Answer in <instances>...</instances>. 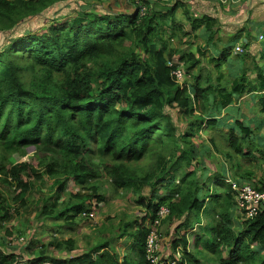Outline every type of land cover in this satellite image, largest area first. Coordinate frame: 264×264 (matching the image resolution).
<instances>
[{
    "label": "trees",
    "instance_id": "1",
    "mask_svg": "<svg viewBox=\"0 0 264 264\" xmlns=\"http://www.w3.org/2000/svg\"><path fill=\"white\" fill-rule=\"evenodd\" d=\"M59 1L0 0V32L11 31ZM139 2L126 12L89 13L83 7L72 19L49 23L45 30L12 35L0 48V183L13 189L16 203H5L0 193V227L13 215L11 210L27 205L24 196L44 175L58 180L55 191L60 194L70 180L78 192L67 199L58 197L56 204L44 198L37 219H63L62 227L73 229L75 216L93 217L86 202L94 198L101 206L105 201L88 167L104 162L115 189H151L147 198L139 192L137 203L143 206L139 217L125 221L114 242L104 239L78 254H70L76 249L73 238L63 240L66 257L46 253L52 242L41 244L33 257L28 243L23 248L30 249L27 264H150L144 248L145 222L161 205L168 208L161 223L178 221L172 256H168L177 257V264H264V207L252 218L238 215L237 192L226 180L223 166L212 172L204 165L198 168L199 152L194 154L196 146L191 141L198 129L211 128L230 163L249 160L254 152L264 160L258 135L263 121L238 113L239 104L233 100L246 91L258 96V104L264 102V49L263 63L256 66V77L251 79L242 63L247 53L231 55L239 42L234 35L209 61L219 68L228 57L238 56L240 67L227 65L230 80L223 82L218 76L213 82L194 53L168 40L181 41L185 36L190 42L195 35L183 30L175 17L183 1L172 0L166 10H156L150 0ZM140 5L146 7L143 14ZM183 14L189 15L186 7ZM218 23L217 18L201 15L190 20V30L201 28L207 44L213 45L211 29ZM167 30L171 32L165 39ZM240 42L247 47L250 39L246 36V42ZM178 67L183 76L193 78L191 84L180 85L175 79L172 71ZM237 78L242 82L240 91L233 92ZM167 106L184 115L188 121L184 130L178 129ZM225 109L238 115L221 114ZM215 138H210L213 146L221 149ZM29 147L37 154L36 167L12 158L14 153L24 155ZM148 155L154 159L151 169L136 173L130 164ZM238 174L230 179L238 185L246 183L244 175ZM162 178L169 191L159 197L154 188ZM250 184L264 185V179ZM188 232L197 244L192 250ZM121 236L130 238L129 251L123 254L114 248ZM16 251L12 238L1 239L0 264L21 262Z\"/></svg>",
    "mask_w": 264,
    "mask_h": 264
},
{
    "label": "rangeland",
    "instance_id": "2",
    "mask_svg": "<svg viewBox=\"0 0 264 264\" xmlns=\"http://www.w3.org/2000/svg\"><path fill=\"white\" fill-rule=\"evenodd\" d=\"M150 1V5L153 8L154 6L159 8L163 5L165 8L161 9L164 10L170 7V5H167L166 3H160L163 2L162 0H158L159 2L157 0ZM171 1L172 0H169V2ZM206 1L216 2V4L212 6V10L207 9L210 7L205 5L203 7L194 5L192 9L188 7L189 15L188 17H185L182 13L183 7L180 6L175 12V17L178 21L183 23V27L186 30H189V22L193 17H199L207 13L216 17L219 20V23L212 27L211 39L214 43L213 45H217V49H214L211 43L207 44V34H205L202 30L198 31V33L195 32L197 33V36H195L196 34H192L193 37L190 38V42H188V38L185 36L181 37V41L173 40L171 38L168 40H170V43L173 45L180 46L182 51L184 50L186 53H194L195 57L202 61L200 66L204 67L203 71L210 72L213 82H215V78L218 76L222 78L223 82H227L230 80L231 74V72L226 70V67H228L227 65H232L231 67L236 68V65L239 64L238 67H240L241 61H238V58L240 59V57H228L227 61H223L222 64L219 65V68L214 67L215 65H213L209 59L210 57L215 56V52L218 51V49H221L229 39H232L233 35L239 34L241 37L244 35L248 36L251 43L248 47H242V51L247 53V56L242 60V63L247 70L248 77L255 79L256 66L263 63V59L261 58V49H264V38H260L258 33H263L264 35V0ZM134 2L135 1L132 0H67L51 10H46L37 16L28 17L25 20H22V22L11 31L0 32V48L5 42H8L7 40L10 36L19 35L24 31L37 32L45 30L49 23L59 22L57 20L59 16L65 13L75 14V12H78L79 8L82 6L89 13H103L105 10L126 12L128 9L133 7ZM77 3H81V6H77ZM170 32L168 30L166 31L164 34L165 39L169 36ZM257 34L258 37L254 38ZM243 38L244 37H242V41ZM230 42L232 44V40ZM236 45L242 46V43L238 42ZM234 54H236V52L233 49L231 51V55L233 56ZM238 67L235 71L238 70ZM197 71L198 68L194 69L193 73ZM232 74L237 75L234 71ZM192 81L193 78L190 75H184V77L180 80V85L191 84ZM239 82L238 78L234 81L237 85L234 88L232 87L233 92L240 91ZM257 99L258 96H256L255 93L246 91L242 94L233 96L234 104H239L238 113L244 115L247 119L252 118L254 120L256 119L258 122L263 121V125L261 126L260 133L258 135L262 138V145L264 146V102H260V104H258L256 102ZM166 111L170 113L173 120L177 123L178 129L180 131L184 130L188 124L184 115L179 113L176 107L167 106ZM231 112L234 117L238 115L237 111H231L229 109L222 110L221 114L229 115ZM211 136L216 137L215 141L221 149H217L213 146V142L210 140ZM191 141L196 146L194 154L196 155V153L199 152V155H197V160L199 161L198 168L204 165V167H208L212 172L218 171L223 166L226 180L231 177H239L238 173L240 172L241 175H244L243 177L246 179V183L259 184V182L264 179V160L260 159L261 155L258 152H254L256 153L255 157H251L249 160L241 158L239 161L234 160V163H230L224 158L223 149L225 148L223 145L219 144L221 140H219L216 130L211 128H200L198 129L196 135L191 138ZM36 155L35 150L32 147H29L26 149L24 155L14 153L12 158L17 162H26L32 167H36L38 163ZM97 161L98 160L95 158L93 162L96 163ZM153 162L154 159L148 155L138 162L131 163L130 166L136 173L140 174L146 170H150ZM235 163H237L236 166ZM192 168L193 166L191 165L186 167V170L189 171ZM237 168L239 169L237 170ZM88 172L93 175L91 177L92 182L98 186V191L104 196L105 202L101 206H97L95 204L94 198H92L89 202H86L88 209L93 212L89 215L93 217L88 218L81 214L79 216H75L73 229L62 227L65 221L63 219H46L41 221L36 218V214L41 208L44 198V200L49 198L50 201H54L56 204L58 197L63 196V199H67L71 196L70 193L74 194L78 192V187L72 182V180L67 183L63 193L60 194V192L58 193L55 191V186L58 180L44 175L42 180L35 181L32 184V189L27 196H24L27 201V205L22 208H18L17 211L11 210L13 215L9 217L8 220L4 219L2 226L0 227V240L4 238H12L13 245L18 247V251H16V253H18V258L21 256V262L16 261L14 264H27L26 260L31 258L29 254L30 249L33 250L31 255L34 257L37 253L35 250L41 244L46 245L50 242H52V245L46 250L48 255L66 257L67 252L63 248L62 241L68 238H73L75 241L76 249L70 252L71 255L81 253L92 244L104 239H109V241L114 242V237L119 235L122 224L125 221L133 220L136 217H139V213L142 211L143 206H140L137 203L139 197L138 195L140 192L146 198L149 197L151 189L148 186H143L141 191L138 192L128 187H119L115 189L111 185L108 174L105 171L104 162L99 163L97 167H88ZM197 173H200V171H197ZM164 179L165 178H162V181L154 188L159 197L167 195L169 191L168 188H165L166 180ZM0 193L6 200L5 203L16 204L12 200L14 191L11 187L0 183ZM177 224L178 221L160 224L159 234L162 245L161 254H170L172 256L171 242L174 238L175 225ZM58 229L59 231H57ZM180 232L182 231H178V233ZM187 235L189 242L188 247L189 250H192L197 246V244L192 236V232H188ZM129 242L130 238L128 236H121V238L114 245V248L119 252V254L126 253L129 251V247L127 246ZM28 243L31 244L29 245L30 249L29 247L27 249H23L28 246ZM180 254L177 253L176 256ZM36 264H48V262H39Z\"/></svg>",
    "mask_w": 264,
    "mask_h": 264
},
{
    "label": "built area",
    "instance_id": "3",
    "mask_svg": "<svg viewBox=\"0 0 264 264\" xmlns=\"http://www.w3.org/2000/svg\"><path fill=\"white\" fill-rule=\"evenodd\" d=\"M164 1L169 2V0ZM135 2L140 4L139 0H135ZM145 10L146 7L144 5H140L139 13L143 14ZM260 38H263V36L260 35ZM234 50L235 52L239 51L240 53L242 52V47L237 45L234 47ZM172 73L174 74L175 79L180 83V80L184 77L181 69L179 67L173 69ZM227 181L231 183L232 189L236 190L237 192V205H235V212L238 215H241L245 218H252L258 213L260 207H264V185H258V187L253 186L250 183L238 185L230 178ZM167 213L168 208L164 205H161L158 207L155 215L151 218H148L145 222L147 233L144 248L145 256L150 264H177V257L171 259L168 257L169 255L161 254L159 226Z\"/></svg>",
    "mask_w": 264,
    "mask_h": 264
},
{
    "label": "crops",
    "instance_id": "4",
    "mask_svg": "<svg viewBox=\"0 0 264 264\" xmlns=\"http://www.w3.org/2000/svg\"><path fill=\"white\" fill-rule=\"evenodd\" d=\"M65 1H67V0H62V1H59V2H56L55 4H53L52 6H50V7H48L46 10H51V9H53V8H55V7H57V6H59V5H61L63 2H65ZM153 1V0H152ZM158 1V0H157ZM161 1V0H160ZM163 2H160V3H166L167 5H171V3H172V1L171 2H164V0H162ZM183 1V3H182V5H180L181 7H183V10H184V8L186 7L187 9H188V7L190 8V9H192L193 7H194V5H196V6H201V7H203L204 5L205 6H207V7H210V8H207V9H209V10H212L213 8H212V6L214 5V4H216V2H213V1H206V0H182ZM159 2V1H158ZM218 4V3H217ZM77 6H81V3H77ZM180 6H178L177 7V9L180 7ZM81 8H83V6L82 7H80L79 9H81ZM154 8L156 9V10H163V9H161V8H165V6H161V7H155L154 6ZM169 8V7H168ZM168 8H166V9H168ZM133 9V7L132 8H130V9H128V11L129 10H132ZM166 9H164V10H166ZM176 9V10H177ZM45 10V11H46ZM107 10H105V11H103V12H106ZM176 12V11H175ZM43 13V12H42ZM182 13H183V11H182ZM207 13V12H206ZM76 14H77V12H75V14L74 13H71V14H68V13H65V14H63V15H61V16H59V18L57 19L58 21H62V20H69V19H72L74 16H76ZM205 15H207V16H210V17H213V18H216V17H214L213 15H210V14H205ZM200 17V16H199ZM193 18H196V17H193ZM192 19V18H191ZM190 19V20H191ZM56 21V20H55ZM182 26H183V23H182ZM184 28V27H183ZM183 30H185V31H189L191 34H196L197 35V33H198V31H200L201 30V28H199V29H197V30H194V31H191L190 30V22H189V30H186V29H183ZM195 32H197V33H195ZM247 33H248V30H247ZM236 35V34H235ZM260 35H262L263 36V38H264V35L263 34H260L259 33V36ZM234 36V35H233ZM236 36H238L239 37V42H240V40H242V37H244L243 38V42H246V36L244 35V36H239V34H237ZM256 37H258V36H256ZM255 37V38H256ZM262 38V39H263ZM261 39V40H262ZM250 43H251V40H250ZM225 45V44H224ZM248 45H250V44H248ZM248 45H247V47H248ZM261 50H263V49H261Z\"/></svg>",
    "mask_w": 264,
    "mask_h": 264
}]
</instances>
